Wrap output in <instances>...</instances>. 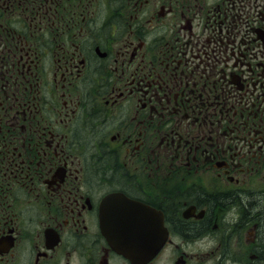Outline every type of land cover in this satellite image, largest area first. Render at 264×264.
I'll list each match as a JSON object with an SVG mask.
<instances>
[{"label":"flooded vegetation","instance_id":"1","mask_svg":"<svg viewBox=\"0 0 264 264\" xmlns=\"http://www.w3.org/2000/svg\"><path fill=\"white\" fill-rule=\"evenodd\" d=\"M115 193L146 264H264V0H0V264H134Z\"/></svg>","mask_w":264,"mask_h":264},{"label":"water","instance_id":"2","mask_svg":"<svg viewBox=\"0 0 264 264\" xmlns=\"http://www.w3.org/2000/svg\"><path fill=\"white\" fill-rule=\"evenodd\" d=\"M125 203L126 201L121 197L117 198V196H112L107 200L104 206L103 227L107 236L115 240L123 250L128 252L133 261L145 262L158 252L162 244L159 243V246L148 245L151 243L147 236H137L122 230L125 226L122 218V207ZM128 205L133 206L132 208L136 211L142 208L136 204L129 203ZM122 244H124V247Z\"/></svg>","mask_w":264,"mask_h":264},{"label":"rangeland","instance_id":"3","mask_svg":"<svg viewBox=\"0 0 264 264\" xmlns=\"http://www.w3.org/2000/svg\"><path fill=\"white\" fill-rule=\"evenodd\" d=\"M185 24L183 23V26H184ZM175 33V31H172L171 33H169L168 32V28L167 27H161V30H160V32H159V34L161 35V36H163V35H169V34H174ZM182 33L183 34H186L187 36H189L190 37V35L188 34V32H187V30H186V28H184V30L182 31ZM107 163V161H103V163L101 164V165H104V164H106ZM107 175H109V172L107 173ZM209 178V183L213 180V176L212 175H209L208 176ZM95 180H96V182H97V188H98V183H99V179H98V177H96L95 178ZM120 183H122L121 181H120ZM96 186V185H95ZM229 212V209L228 210H226L225 212H223L224 214H227ZM220 225H223L222 223H220Z\"/></svg>","mask_w":264,"mask_h":264}]
</instances>
